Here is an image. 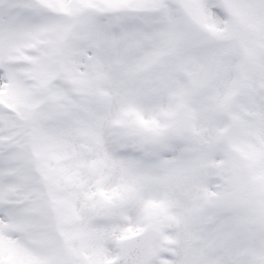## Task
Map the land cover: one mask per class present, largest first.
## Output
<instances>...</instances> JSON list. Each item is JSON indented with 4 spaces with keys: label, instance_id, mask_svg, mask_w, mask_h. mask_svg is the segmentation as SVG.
I'll use <instances>...</instances> for the list:
<instances>
[{
    "label": "snow or ice",
    "instance_id": "obj_1",
    "mask_svg": "<svg viewBox=\"0 0 264 264\" xmlns=\"http://www.w3.org/2000/svg\"><path fill=\"white\" fill-rule=\"evenodd\" d=\"M0 264H264V0H0Z\"/></svg>",
    "mask_w": 264,
    "mask_h": 264
}]
</instances>
